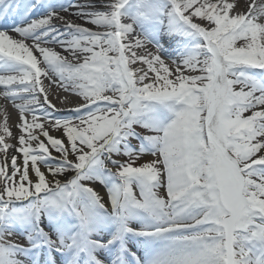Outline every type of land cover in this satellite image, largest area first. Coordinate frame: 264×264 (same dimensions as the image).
<instances>
[{
    "label": "snow or ice",
    "instance_id": "6c2138e0",
    "mask_svg": "<svg viewBox=\"0 0 264 264\" xmlns=\"http://www.w3.org/2000/svg\"><path fill=\"white\" fill-rule=\"evenodd\" d=\"M0 86V264H264V0H0Z\"/></svg>",
    "mask_w": 264,
    "mask_h": 264
},
{
    "label": "bare ground",
    "instance_id": "6f19581e",
    "mask_svg": "<svg viewBox=\"0 0 264 264\" xmlns=\"http://www.w3.org/2000/svg\"><path fill=\"white\" fill-rule=\"evenodd\" d=\"M229 2H233L235 3L240 11H244L243 12H247L248 11V7L250 4H252V1L251 0H229ZM257 4L261 3L262 0H256ZM2 87V86H0ZM53 88L55 89V85L53 86ZM59 95L60 98L62 99L63 96L65 95L63 90L61 89L58 93H56L55 91L53 92V95L50 97L51 101L55 104V106L57 107V109H64V108H71V107H74V105H64L60 102V100H58L56 98V96ZM0 104L3 105L4 108L7 109L9 115H10V120H9V123H10V126L11 125H15L16 123V118H17V111L16 109L14 108V106L12 105V103L9 101L7 102L6 104L3 102L2 98H0ZM5 120V116H4V113H3V108H0V123L4 122ZM13 132L16 131L15 127H13Z\"/></svg>",
    "mask_w": 264,
    "mask_h": 264
},
{
    "label": "rangeland",
    "instance_id": "374dc122",
    "mask_svg": "<svg viewBox=\"0 0 264 264\" xmlns=\"http://www.w3.org/2000/svg\"><path fill=\"white\" fill-rule=\"evenodd\" d=\"M251 1H252V0H251ZM243 11H244V9H243ZM243 11H242V12H243Z\"/></svg>",
    "mask_w": 264,
    "mask_h": 264
}]
</instances>
